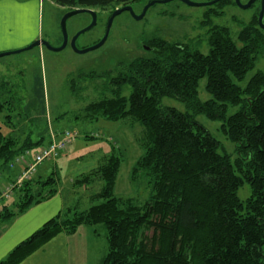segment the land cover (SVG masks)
Wrapping results in <instances>:
<instances>
[{
    "label": "trees",
    "instance_id": "obj_1",
    "mask_svg": "<svg viewBox=\"0 0 264 264\" xmlns=\"http://www.w3.org/2000/svg\"><path fill=\"white\" fill-rule=\"evenodd\" d=\"M54 1L70 10L107 11L140 0ZM233 1L209 6L203 23L210 26L208 55L165 39H149L145 42L149 51L140 45L145 56L118 65L116 77L108 82L112 96L84 109L90 122H130L143 129L137 140L142 155L129 181L135 186L147 184L148 200L141 203L116 194L125 151L112 145L95 170L72 182L74 192L102 185L90 195L89 208L68 205L0 264H22L58 235H75L81 227L99 235V226L106 230L108 243L99 264H264V73L257 72L244 88L239 86L264 56V31L257 17L235 36L229 28L211 25V19L221 17ZM86 77L93 81L102 76ZM203 79L211 96L205 103L198 96ZM75 85L70 89L76 94L80 90ZM3 86L0 115L13 106L10 90L2 91ZM125 86L131 89L129 98L122 96ZM164 98L184 104L187 113L163 107ZM230 109L235 110L232 115ZM199 114L222 122V131L237 149L234 163L229 155L220 154L219 142L196 123ZM53 135L59 134L50 132L49 143ZM45 143L49 144L44 138L20 140L0 131V174L6 177L17 156ZM60 181L57 172L42 184L34 178L16 193L12 204L2 206L0 222L56 196ZM244 184L252 192L246 203L237 196Z\"/></svg>",
    "mask_w": 264,
    "mask_h": 264
},
{
    "label": "rangeland",
    "instance_id": "obj_2",
    "mask_svg": "<svg viewBox=\"0 0 264 264\" xmlns=\"http://www.w3.org/2000/svg\"><path fill=\"white\" fill-rule=\"evenodd\" d=\"M19 1L36 3L34 17L30 14V18L27 16L26 20L33 24L31 26L33 31L37 28L40 40L47 41L53 47L59 48L63 44L61 21L67 13L74 10L60 7L54 0ZM152 1L165 0H140L126 7L132 8L136 16H141L146 6ZM188 1L207 5L215 0ZM250 1L241 0V4L246 5ZM126 7L120 6L107 11L93 10L98 17L97 25L91 31L80 36L77 48L80 50L91 48L100 42L105 35L109 18L115 11ZM210 8L208 6L189 7L180 1H173L151 7L141 21H135L129 13H123L114 20L106 44L85 55L76 54L69 46L60 53H53L45 48H36L1 58L0 84L6 86L2 87V91L10 90V96L6 95V98L7 96L10 98L13 106L7 107L0 115V131L5 136L12 135L20 140L30 136L34 142L40 138H44L47 142L52 129L75 131L79 133V137L72 146H79L78 150L88 157L81 167L90 161V156L95 155L100 144H107L109 148L113 147L108 140L121 145L126 153L128 148L126 140L122 139L123 132L121 134V130L126 128L128 131L125 132L126 136L137 142L142 136L143 129L138 124L133 125L130 122L110 123L104 120L90 122L84 118V109L91 102L112 96L108 82L112 77H116L118 65L126 63V61L129 63L128 60L136 57L145 56L146 53L142 47L145 49V42L149 39H165L189 46L203 55H208L210 26H205L203 23L207 22L206 14ZM260 12L261 4L259 2L248 10H242L234 0V3L231 2L223 9L221 17L211 19V25L229 28L235 36L254 17L258 18ZM13 14L15 15V12ZM19 19H21L20 16ZM91 23L92 18L88 14L69 19L67 22L69 40L71 41L77 33L89 27ZM13 27L15 28V26ZM257 72L264 73V56L260 58L256 68L246 76L244 82L239 86L244 88ZM89 74H93L94 77H102L89 81L86 77ZM79 76L83 77L79 78ZM83 79L87 80L86 83H81ZM72 83H76L75 87L80 92L77 91L75 94L71 91ZM206 86L207 79L200 81L198 96L202 103L211 99L206 91ZM130 95L131 89L125 86L122 89V96L129 98ZM162 106L187 113L186 106L174 99L164 98ZM234 112L235 110L230 109L228 115H232ZM7 116H10V120L6 119ZM195 121L219 142L220 154L229 155L234 163L238 158L237 149L222 131V122L212 121L204 114L196 115ZM90 133H100L101 138L86 139ZM125 156L127 155L125 154ZM129 160L127 156L124 164H128ZM52 164L53 162L44 163V168H50V172L36 178V183L42 184L49 179L53 173ZM57 173L61 180L60 189L63 191V196L66 197L69 207L80 210L88 209L90 195L97 193L102 185L94 184L87 187V191L81 189L74 192L71 179L76 180L82 174L80 172L61 173L59 169ZM138 186L130 185L129 194H119L118 196L134 197L144 203L150 196V189L144 183H140ZM251 193L250 186L244 184L238 190L237 196L242 203H246L251 197ZM7 203H0V207ZM98 234L96 256L102 258L106 255L108 248L104 227H98Z\"/></svg>",
    "mask_w": 264,
    "mask_h": 264
},
{
    "label": "crops",
    "instance_id": "obj_3",
    "mask_svg": "<svg viewBox=\"0 0 264 264\" xmlns=\"http://www.w3.org/2000/svg\"><path fill=\"white\" fill-rule=\"evenodd\" d=\"M36 7V3L31 1L0 0V54L22 50L28 47V45L40 40L37 28L33 31V27H31L33 24L26 20L27 16L30 18V14L34 17ZM14 12L15 15L13 14ZM19 16L21 19H19ZM13 26H15V28ZM65 131L67 130L52 129L50 131L51 133L54 132L59 134L56 137L53 135L52 139L59 137ZM126 131L127 129L124 128L120 133L122 134L123 132L122 139L126 140L128 150L125 154L130 159V162L124 164L127 158V156H125L123 161L124 165L122 164L121 166L116 184L117 195L130 193V172L142 155L138 143L135 139L127 137L125 134ZM89 136L94 139L101 138L100 133H90ZM49 141L50 139L47 141V144ZM108 141L112 143V145L122 147L114 141ZM78 147L77 145L70 147L69 151L57 161H54L52 164V172H58L59 169L61 173L66 174L71 172H80L82 175L88 174L95 170L103 158L111 152V148H109L107 144H100L95 155L92 157L90 156V161L81 167L82 163L86 162L88 157L83 155V153L78 150ZM35 151L36 150L32 152ZM43 165L44 164L38 168L35 180L50 172V168H44ZM20 171V167L16 168L14 171L7 170L5 175L6 179L13 178ZM71 181L73 182L74 180L71 179ZM59 190L56 196L31 207L24 214L8 222H0V262L16 247L30 238L46 223L56 218L68 207L67 199L63 196V191L60 188ZM14 199L15 198L8 202L7 205L12 204ZM1 210L2 206L0 207V212ZM98 238L99 235H97L93 229L81 227L75 235H58L42 249L26 259L22 264H99L103 257L100 258L96 256V242Z\"/></svg>",
    "mask_w": 264,
    "mask_h": 264
},
{
    "label": "water",
    "instance_id": "obj_4",
    "mask_svg": "<svg viewBox=\"0 0 264 264\" xmlns=\"http://www.w3.org/2000/svg\"><path fill=\"white\" fill-rule=\"evenodd\" d=\"M173 1H180L184 4H186L187 6L189 7H204V6H214L224 0H215L207 5H200V4H194L188 0H165V1H152L150 2L146 8L144 9L143 13L141 14V16H136L133 9L130 8V7H126V8H123L121 10H117L115 11L112 16L110 17L109 21H108V24H107V28H106V32H105V35L103 37V39L98 43L96 44L95 46L91 47V48H87V49H83V50H80L77 48V41L78 39L80 38V36H82L83 34L91 31L96 25H97V21H98V17H97V14L95 13V11L93 10H90V9H77V10H74L72 12H69L67 13L62 21H61V31H62V36H63V44L59 47V48H55L53 47L49 42L47 41H44V40H37L36 42H34L33 44H31L29 47H26L22 50H18V51H14V52H10V53H6V54H0V59L3 58V57H6V56H10V55H16V54H21L23 52H27V51H31V50H34L36 48H45L46 50L50 51V52H53V53H60V52H63L65 49H67L69 43H70V48L76 53V54H79V55H85L87 53H90V52H93V51H96L100 48H102L108 38H109V35H110V31H111V28L113 26V23H114V20L120 16L121 14L123 13H129L135 21H141L143 20V18L145 17L146 13L148 12V10L157 5V4H168V3H171ZM258 0H251L247 5H242L241 4V0H236V4L239 8H241L242 10H248L250 9ZM82 14H88L91 16L92 18V23L89 27H87L86 29L80 31L79 33H77L72 39L71 41L69 40V36H68V33H67V22L69 19L75 17V16H78V15H82ZM263 19H264V0H261V12H260V15L258 17V25H259V28L261 30L264 31V23H263Z\"/></svg>",
    "mask_w": 264,
    "mask_h": 264
},
{
    "label": "built area",
    "instance_id": "obj_5",
    "mask_svg": "<svg viewBox=\"0 0 264 264\" xmlns=\"http://www.w3.org/2000/svg\"><path fill=\"white\" fill-rule=\"evenodd\" d=\"M78 137L79 134L75 131H65L37 151H27L17 156L8 168L14 171L20 167L21 171L11 179H6L0 174V203L12 201L16 193L36 177L38 168L42 164L57 161L69 150Z\"/></svg>",
    "mask_w": 264,
    "mask_h": 264
},
{
    "label": "flooded vegetation",
    "instance_id": "obj_6",
    "mask_svg": "<svg viewBox=\"0 0 264 264\" xmlns=\"http://www.w3.org/2000/svg\"><path fill=\"white\" fill-rule=\"evenodd\" d=\"M235 1H236V0H235ZM257 2H259V3L261 4V0H258ZM257 2H256V3H257ZM233 3H234V1H233ZM256 3H255V4H256ZM255 4H254L253 6H255ZM246 5H247V4H246ZM253 6H252V7H253ZM109 19H110V18H109ZM69 46H70V43H69L68 47H69ZM68 47H67V48H68ZM145 50L149 51L150 49H148V48L145 47Z\"/></svg>",
    "mask_w": 264,
    "mask_h": 264
},
{
    "label": "snow or ice",
    "instance_id": "obj_7",
    "mask_svg": "<svg viewBox=\"0 0 264 264\" xmlns=\"http://www.w3.org/2000/svg\"><path fill=\"white\" fill-rule=\"evenodd\" d=\"M19 6V5H18Z\"/></svg>",
    "mask_w": 264,
    "mask_h": 264
}]
</instances>
